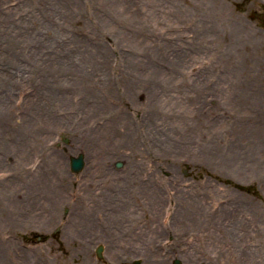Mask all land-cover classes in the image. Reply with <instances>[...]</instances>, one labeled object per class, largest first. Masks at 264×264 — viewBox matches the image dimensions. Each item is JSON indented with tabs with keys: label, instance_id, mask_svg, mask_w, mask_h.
Returning <instances> with one entry per match:
<instances>
[{
	"label": "rangeland",
	"instance_id": "1",
	"mask_svg": "<svg viewBox=\"0 0 264 264\" xmlns=\"http://www.w3.org/2000/svg\"><path fill=\"white\" fill-rule=\"evenodd\" d=\"M136 258L264 264V0H0V264Z\"/></svg>",
	"mask_w": 264,
	"mask_h": 264
},
{
	"label": "water",
	"instance_id": "2",
	"mask_svg": "<svg viewBox=\"0 0 264 264\" xmlns=\"http://www.w3.org/2000/svg\"><path fill=\"white\" fill-rule=\"evenodd\" d=\"M85 164H86L85 155L82 152H80L77 155H72L70 157L71 169L74 172L81 171L84 168ZM123 164L124 163L122 161L116 162L117 167H121V166H123ZM102 250H103V246L100 245L97 249V254L99 257L102 256ZM132 264H143V263H142L141 259H135V260H133ZM174 264H182V262L179 258H176L174 260Z\"/></svg>",
	"mask_w": 264,
	"mask_h": 264
},
{
	"label": "flooded vegetation",
	"instance_id": "3",
	"mask_svg": "<svg viewBox=\"0 0 264 264\" xmlns=\"http://www.w3.org/2000/svg\"><path fill=\"white\" fill-rule=\"evenodd\" d=\"M111 193L114 194V193H115V190L113 189V187L109 186L108 189H107V194H108L107 198H108V199H105V200H99L100 198L105 197L104 194H103L102 196L99 195V196H97V197H98V200L95 201V203H96L97 205H99V203L106 202V204H107L106 207H107L108 210H110V207H111V206H109V204H110V202H111V200H110V194H111ZM106 264H107V263H106Z\"/></svg>",
	"mask_w": 264,
	"mask_h": 264
},
{
	"label": "trees",
	"instance_id": "4",
	"mask_svg": "<svg viewBox=\"0 0 264 264\" xmlns=\"http://www.w3.org/2000/svg\"><path fill=\"white\" fill-rule=\"evenodd\" d=\"M239 6H240V5H239ZM239 186H241V185H239ZM243 188H245V189H247V190H249V191H252V192H254V193L257 192L256 189H253L251 186H243Z\"/></svg>",
	"mask_w": 264,
	"mask_h": 264
},
{
	"label": "bare ground",
	"instance_id": "5",
	"mask_svg": "<svg viewBox=\"0 0 264 264\" xmlns=\"http://www.w3.org/2000/svg\"><path fill=\"white\" fill-rule=\"evenodd\" d=\"M80 153V152H79ZM82 153H84V152H82ZM84 155H85V153H84ZM85 160H86V155H85Z\"/></svg>",
	"mask_w": 264,
	"mask_h": 264
}]
</instances>
